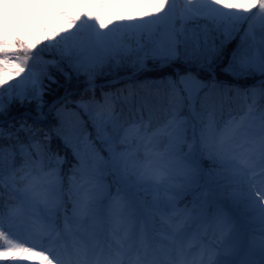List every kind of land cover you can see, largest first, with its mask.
<instances>
[{
  "label": "snow or ice",
  "instance_id": "obj_1",
  "mask_svg": "<svg viewBox=\"0 0 264 264\" xmlns=\"http://www.w3.org/2000/svg\"><path fill=\"white\" fill-rule=\"evenodd\" d=\"M48 6L59 9L55 18L65 27L52 31L46 47L55 48L62 58L67 57L76 67L85 70H95L108 60L119 61L134 52L141 62L148 57L163 61L175 59L180 55L179 46L187 39L184 25L190 20L204 19L212 25L205 26L202 42L197 37L191 51L185 48L186 59L199 60L200 66L207 65L208 70L224 55L226 43L244 22H249L246 35L252 32L253 21L258 22L264 33V0H184L183 7L178 6L177 0H147L145 7L150 10L140 16L118 17L116 23L104 18L109 0H49ZM177 20L181 22L179 28ZM109 24L113 27L109 28ZM169 24L167 46L143 51V45L133 49L124 42L125 36L146 33L151 37ZM85 29L91 31L85 36L79 35ZM212 31H222L219 45L212 41ZM10 46H15V50L10 51ZM35 47L36 44L27 43L22 37L0 38V113L5 110V93L9 103L14 99L23 101L29 92L33 97L42 95L41 74L33 71L29 63H34L40 55L33 53ZM228 55L225 71L231 75L252 72L264 75V35L258 43L254 39L251 44H237ZM26 69V75L20 80L9 83L13 75L20 77ZM218 87L211 85L212 89ZM206 88L209 85L195 76H182L178 82H170L169 102L187 100L194 106ZM259 95L264 97V88ZM244 96L246 101H251L248 105L251 114L256 93L245 92ZM97 108L95 118L99 127L103 129L108 124L115 127L114 108L107 96L103 103L97 102ZM260 121L259 130L249 137L248 147L240 153L228 147L233 137L226 132L217 133L211 121L204 133L215 141L206 147L215 154L222 169L208 179L217 187L232 186L234 198L245 201L255 213L261 231L258 261L237 259L235 248L223 245L222 237L230 233V223L222 212L196 220L191 211L176 208L175 197L170 192L177 177L192 183L198 169L194 161L180 155L183 137L173 117L155 128L150 120L145 123L143 119L124 127L119 137V144L124 145L122 149L116 147L114 138L110 141L108 162L120 182L129 189L151 188L155 193L150 214L143 219L135 201L121 196V190H117L106 216L112 226L111 240L102 239L97 227L102 210L91 183L95 157L76 152L78 166L69 178V192H75L76 198L68 215L59 172L62 161L47 156L39 141L8 148L0 144V190L7 187L15 195V202L7 211L0 209V264H264V182L254 185L248 178V173L255 174L257 168L264 177V111L260 113ZM21 128L30 131L24 124ZM3 136L4 130L0 128V138ZM164 138L167 142L161 149ZM17 155L22 157L18 167ZM161 190L165 193L163 198L158 195ZM62 209L61 225L57 220ZM154 216H159V226L151 220ZM194 221L199 225L195 231L191 226ZM217 231L221 233L219 244L214 239ZM22 233H27V237Z\"/></svg>",
  "mask_w": 264,
  "mask_h": 264
},
{
  "label": "trees",
  "instance_id": "obj_2",
  "mask_svg": "<svg viewBox=\"0 0 264 264\" xmlns=\"http://www.w3.org/2000/svg\"><path fill=\"white\" fill-rule=\"evenodd\" d=\"M6 5L11 0H3ZM19 6L17 14L18 24L21 28L24 22V13L22 11L23 0H15ZM178 6L183 7L184 0H178ZM109 7L104 10L105 20H112L114 23L118 22V17H126L129 14H135L137 16L143 15L147 9L146 4H142L136 11L129 12L124 7L116 5L109 0ZM14 11L11 12L9 8L1 9L0 21H8L13 16ZM180 21H176V27H180ZM248 23L244 22L239 26V31H235L232 34V38L224 47V55L216 60L211 70L207 69V65L204 68L200 66L201 61L186 59L187 47L188 51L194 48V42L197 37L203 41L204 29L207 25L211 28L210 22L204 19L190 20L185 25V37H187L184 44L179 46L180 55L175 59L163 61L161 59H153L151 57L144 58L142 62L137 59V55L134 52L132 55L117 60H108L103 66L96 68L95 70H85L83 67H76L73 61H70L67 57L62 58L59 52L55 48H48V38L51 36L53 30L63 29L65 27L63 22H56L52 25L41 17H37L31 20L29 25L25 27L28 41L30 44H36L33 49V53L39 52V57L35 62L31 63L33 71L41 74V90L42 95L39 97H33L29 92L26 97L21 101L20 99H14L11 103L8 101V96L5 93L3 96L4 112L0 113V121L5 123H13V126L7 129L12 133L11 139L9 135H5L0 138V144L5 148L10 145L18 144H31L35 141H39L44 146V150L47 156H51L55 161L57 158L62 160L65 156H71V145L66 139L62 138L60 134H55V131H49V134L41 133V126L36 121L40 115H43L53 102L58 101L56 105L61 106L63 103H67L71 106L81 103L83 100H89L92 102L103 103L105 97L113 96L119 99L127 97H138L140 95L149 96L155 100L162 102H169V84L172 81H179L181 76H187L191 74L206 84H216L218 89H214L212 94L214 96L228 95L231 104H233L232 96L237 90L250 92L253 86L264 76L258 72H252L243 76H233L225 69L228 67L229 55L228 53L236 47L237 44L244 42L247 37L246 32L248 30ZM171 25V24H169ZM167 26H162L149 37L146 33L141 35H133L132 37L125 36L124 42L130 45L133 49H138L140 45H143V51H150L157 46H167L169 36H167ZM109 28L113 27V24H109ZM171 28V27H169ZM102 31H107L104 29ZM63 34V33H61ZM87 34L86 30L79 33L81 36ZM212 41L219 45L221 39H223L222 31L211 32ZM22 37L20 33L13 32L10 34L5 30L4 34L0 38ZM168 38H167V37ZM24 39V38H23ZM10 51L15 50V46L9 47ZM42 50V51H41ZM143 53L141 52V55ZM22 55V54H21ZM53 61L55 63H53ZM21 73L20 77L12 76L9 79V83H15L20 80L22 76L26 75ZM211 86V85H210ZM228 89V90H226ZM208 88L201 92L196 102V109L190 111L187 108L188 101H183L184 112L188 113L190 117L195 121L196 125L200 127L203 124V114L205 107V96L207 97L209 91ZM184 95V93H181ZM225 95V96H227ZM81 108V107H80ZM221 117L226 116V106L222 103ZM214 113H218L217 109H214ZM56 118L53 125L50 127L59 126L60 118L55 114ZM81 120L86 122V125L92 127V131L96 135L97 120L95 117H91L88 112H81ZM23 123L25 126L30 125V131L25 129H15V125ZM28 129V128H26ZM204 131L199 134V139L204 140ZM204 152V149H201ZM16 166L22 162V157L17 155L15 157ZM74 160V157L71 158ZM202 162L209 176L215 175L218 171H222L220 165H218L212 158H207L202 153ZM8 175L7 162L5 163V176ZM69 184V188H70ZM68 188L69 198H73L75 192L70 193ZM227 193L234 191L232 186L222 187ZM179 202L186 209L194 208V201L200 197V187H195L194 184L183 183L178 190ZM13 196L9 195L7 187L0 190V209L7 211L8 206L12 203ZM70 206V204H69ZM248 213V212H247Z\"/></svg>",
  "mask_w": 264,
  "mask_h": 264
},
{
  "label": "rangeland",
  "instance_id": "obj_3",
  "mask_svg": "<svg viewBox=\"0 0 264 264\" xmlns=\"http://www.w3.org/2000/svg\"><path fill=\"white\" fill-rule=\"evenodd\" d=\"M112 2L116 5L124 7L129 12H133L138 10L142 4H146L147 0H112ZM48 4L49 0H23L21 8L24 13V22L23 26L20 28L17 19L18 16L15 14L19 11V6L16 1L11 0L9 4L6 5L3 0H0V11L1 9L6 8H9L11 12L14 11L13 16H11L8 21H0V37H2L5 30H7L10 34L13 32L20 33L23 38L27 40L25 27L31 20H34L37 17L45 19L50 25L56 22H62L55 18V13L59 11V9L49 7ZM64 10L72 12L76 11L75 9ZM252 23V32L247 35L244 40V42L249 44L253 43L254 39L258 43L261 36L264 35L258 22L253 21ZM169 27H171V25H169ZM169 27L167 30V36L171 31V28ZM85 30L87 33L91 31V29ZM29 63L31 65L32 61ZM261 84L263 86L254 87L249 93H256V103L251 114H249L248 110V105L251 101H246L244 96L245 92L238 91L235 93V96H233V105L228 102L225 103L227 115L224 119L220 118L222 103H224V96H214V94H212L214 89H212L208 84L209 88L207 91H209L208 93L210 94H208L207 97L205 96L206 110H204L205 112L202 117L204 124L200 127L196 125L195 121L189 114L184 112L183 101L177 99L174 104H170V102L164 103L160 100H155L144 95H140L138 97L131 96L122 99L109 96V101L114 108L116 124L115 127L112 124H108L106 127L101 129L97 123L96 135L95 133L93 134L91 128L86 125V122L84 123L81 120V112L83 110L88 111L90 116H95L98 111L96 102L87 101L77 103L75 106L63 103L61 106L54 107L48 110L45 114L40 115L36 118V121L39 122L41 126V133L49 134L50 127L53 125L56 118L55 114H57V116L61 119L59 126L52 127L51 129L56 132L55 134H60L62 138L66 139L71 145V154L75 156V160L73 162L74 166H78V160L76 158L77 151H79L81 155L95 157L96 164L92 174L91 183L94 189V194L97 197L102 210V219L99 221L97 227L101 232L102 239L111 240V236L109 235V232L111 231L109 228L111 225L107 222L106 216L108 206L112 202L113 198L117 196V190H121V196L131 198L135 201L138 206V210L141 213V218L143 219H147L150 214L149 206L153 202L155 193L151 188L147 190L136 188L129 189L120 182V178L108 162L110 148L112 147L110 141L114 138L116 141V147L118 149H122L124 145L119 144V137L123 135L124 127H128L133 123H139L141 119H143L145 123L150 120L151 126L155 128L161 123L167 122V120L174 117L176 123L179 125V131L183 137L180 155L187 157L189 161H194L198 169L197 177L194 182H197L198 180L200 181V179L203 178L207 188H216L219 190L220 187H217L208 179L209 177L204 170L200 155V149L203 148L205 149V152H203L204 156L207 158L212 157V159L218 163L215 154L208 151L206 147V145L213 144L215 141L211 137H208L206 140L198 142V135L211 121L217 133L226 132L228 136L233 137V139L229 142V149L235 150L237 153L243 152L248 147L246 141L249 137L255 134L260 127V113L264 111V97L259 95L260 90L264 88V82H261ZM201 92L205 93L204 90ZM226 101L228 100L226 99ZM79 106H81L82 109L79 108ZM187 107L189 109V106ZM190 108L193 112L196 108V104L194 106L190 105ZM214 109L218 110V116L213 113ZM21 124L23 123L15 125V129H23L21 128ZM13 125L14 124L11 122L5 123L0 121V128L4 130L5 135H9L10 131L7 128ZM25 128L29 129L30 125L25 126ZM166 142L167 140L164 138V142L160 145L161 149L165 146ZM240 145H244V148H241ZM61 163L59 165V172L62 180V173L60 169ZM256 173L260 174L259 168L255 170V174ZM252 174V172L248 173V178L252 184L260 185L264 182V177L260 175L259 178L255 179ZM184 182L185 181L178 176L175 185L172 187L170 192V194L175 197L176 208L181 210V206L176 204V193L182 186L181 184ZM158 195L163 198L165 193L161 190ZM215 197L216 196L213 194L212 196L205 197V202L202 203L200 209H198L197 212H191L193 217L196 220H200L205 217L211 218L215 213H217V211L222 212L227 216L230 226H234V232L230 231V233L223 235V245L225 247L235 248L237 259H245L244 256L246 255L245 253L248 248L247 242L250 241L252 255L256 257V260L253 262L258 261L259 252L255 250L254 244L261 237V231L260 225L256 220L255 213L250 210L245 201L234 198L233 192L229 194L225 193V195L221 194L219 198ZM71 211L72 207L68 215H71ZM63 216L64 215L61 214L58 218L59 221H57L61 225L63 222ZM151 220L155 222L156 226H159V216H154ZM191 226L192 230L195 231L199 225L194 221ZM22 235L27 237V233H22ZM214 239H216L218 244L221 242V233L219 231H217ZM3 263L7 264V262Z\"/></svg>",
  "mask_w": 264,
  "mask_h": 264
},
{
  "label": "bare ground",
  "instance_id": "obj_4",
  "mask_svg": "<svg viewBox=\"0 0 264 264\" xmlns=\"http://www.w3.org/2000/svg\"><path fill=\"white\" fill-rule=\"evenodd\" d=\"M252 176L256 179V178H259L260 177V174L259 173H256V174H252ZM244 223V222H243ZM245 224V223H244ZM112 226H110V230H111ZM230 231L234 232V226H230ZM260 239L261 237L255 242V250L258 251L259 249V242H260ZM254 257L251 256V252L248 253V257L247 259H249L248 261H250L251 259H253Z\"/></svg>",
  "mask_w": 264,
  "mask_h": 264
}]
</instances>
